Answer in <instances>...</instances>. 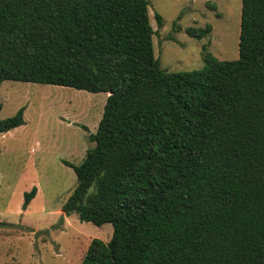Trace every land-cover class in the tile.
Masks as SVG:
<instances>
[{
  "label": "trees",
  "instance_id": "obj_1",
  "mask_svg": "<svg viewBox=\"0 0 264 264\" xmlns=\"http://www.w3.org/2000/svg\"><path fill=\"white\" fill-rule=\"evenodd\" d=\"M149 4L0 0V84L107 92L93 146L64 161L77 184L63 215L113 227L79 264H264V0H241L236 59L203 45V67L181 72L155 57Z\"/></svg>",
  "mask_w": 264,
  "mask_h": 264
},
{
  "label": "rangeland",
  "instance_id": "obj_2",
  "mask_svg": "<svg viewBox=\"0 0 264 264\" xmlns=\"http://www.w3.org/2000/svg\"><path fill=\"white\" fill-rule=\"evenodd\" d=\"M153 50L170 72L200 69L202 46L220 60L238 57L241 0H149ZM213 5L215 7H213ZM154 12L162 17L157 26ZM210 26L197 38L187 27ZM107 92L3 80L0 119L24 107V124L0 134V264H79L93 238L107 242L111 222L82 221L62 207L77 184L73 168L93 146ZM36 194L23 209L24 193Z\"/></svg>",
  "mask_w": 264,
  "mask_h": 264
},
{
  "label": "water",
  "instance_id": "obj_3",
  "mask_svg": "<svg viewBox=\"0 0 264 264\" xmlns=\"http://www.w3.org/2000/svg\"><path fill=\"white\" fill-rule=\"evenodd\" d=\"M109 92H111V91H109Z\"/></svg>",
  "mask_w": 264,
  "mask_h": 264
},
{
  "label": "crops",
  "instance_id": "obj_4",
  "mask_svg": "<svg viewBox=\"0 0 264 264\" xmlns=\"http://www.w3.org/2000/svg\"><path fill=\"white\" fill-rule=\"evenodd\" d=\"M21 126V125H20Z\"/></svg>",
  "mask_w": 264,
  "mask_h": 264
}]
</instances>
